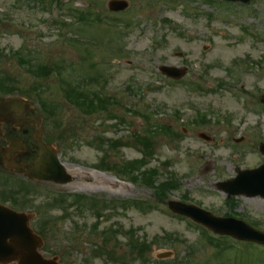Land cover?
I'll use <instances>...</instances> for the list:
<instances>
[{"label": "rangeland", "instance_id": "1", "mask_svg": "<svg viewBox=\"0 0 264 264\" xmlns=\"http://www.w3.org/2000/svg\"><path fill=\"white\" fill-rule=\"evenodd\" d=\"M109 1L0 0V91L12 86L45 103L50 120L44 109L32 115L63 141L59 155L74 178L61 186L13 176L35 190L0 183V204L33 214L44 257L62 264H264L263 250L213 243L166 203L125 204H155L152 187L170 182L167 201L186 197L217 217L229 214L217 185L264 159V0H124L122 14ZM75 10H90V21L81 24ZM164 66L187 73L172 81ZM65 79L73 96L97 94L100 110L71 105ZM231 199L241 220L264 232V199ZM164 253L172 255L158 259Z\"/></svg>", "mask_w": 264, "mask_h": 264}, {"label": "water", "instance_id": "2", "mask_svg": "<svg viewBox=\"0 0 264 264\" xmlns=\"http://www.w3.org/2000/svg\"><path fill=\"white\" fill-rule=\"evenodd\" d=\"M241 1L248 3L251 0H229ZM112 11H123L128 7L126 2L112 1L109 5ZM162 71L171 76H179V71L174 68L163 67ZM42 155H44L43 163L46 169L39 173V177L49 180V166L58 168V162L54 160V153L47 146L42 145ZM264 153V149H263ZM258 173L243 172L239 177L232 182L227 183L228 192L231 195H247L264 197V166L261 167ZM65 182V181H62ZM172 206H178L207 225L209 228L222 235H230L241 240H252L264 244V235L250 229L243 222L234 220L216 219L210 214L201 213L194 208L182 206L178 203H171ZM32 215L16 213L5 207L0 206V264H60L57 258L45 259L40 253L43 242L32 229L30 221ZM169 254L161 256L168 257Z\"/></svg>", "mask_w": 264, "mask_h": 264}, {"label": "trees", "instance_id": "3", "mask_svg": "<svg viewBox=\"0 0 264 264\" xmlns=\"http://www.w3.org/2000/svg\"><path fill=\"white\" fill-rule=\"evenodd\" d=\"M36 74V73H35ZM1 88L6 91V92H12L13 91V87L11 86H3L1 84ZM68 97L70 98V100L72 101L73 105H75L76 107H78L82 112L86 111L88 108H90L91 111H94L95 109H99L100 110V105H96L93 106V102L97 99L96 104H99L102 102V100L98 99L100 98L97 94H94L92 97L88 96L87 94L83 93V94H79L78 96H73L70 92V90H66ZM90 111V112H91ZM138 144L142 145L146 150H149L150 147V142L147 140V138L145 137H140L139 139L136 140ZM151 187L153 186V184L151 183L150 185ZM162 194H157V197L159 199L162 198Z\"/></svg>", "mask_w": 264, "mask_h": 264}, {"label": "flooded vegetation", "instance_id": "4", "mask_svg": "<svg viewBox=\"0 0 264 264\" xmlns=\"http://www.w3.org/2000/svg\"><path fill=\"white\" fill-rule=\"evenodd\" d=\"M12 128L14 129V131H12L11 135H10L9 129L7 127L4 130L0 131V152H1V150L3 148H6L9 145L8 144L9 141H10L9 135H10L11 140H12V139H14V137L12 138V136L13 135H17L18 131H21L23 134H28V131L19 130L15 124L12 125ZM30 153H31V151H28L26 154L17 155L16 161L20 162V163H23V160L26 158L28 160V164L30 162H33L34 161V156H36V155H32ZM0 164H2L1 157H0ZM28 164H26V165H28Z\"/></svg>", "mask_w": 264, "mask_h": 264}, {"label": "bare ground", "instance_id": "5", "mask_svg": "<svg viewBox=\"0 0 264 264\" xmlns=\"http://www.w3.org/2000/svg\"><path fill=\"white\" fill-rule=\"evenodd\" d=\"M65 168H66V170L67 171H69L70 172V170H69V166H65ZM109 185H112V183H111V181L110 180H108V182H107ZM85 188H87V189H91V188H89V186H84ZM81 189H83V188H81Z\"/></svg>", "mask_w": 264, "mask_h": 264}]
</instances>
